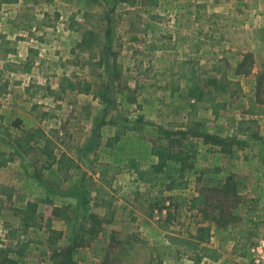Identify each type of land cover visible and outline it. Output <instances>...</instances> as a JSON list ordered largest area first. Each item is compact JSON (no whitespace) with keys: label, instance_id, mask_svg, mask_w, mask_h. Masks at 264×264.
Instances as JSON below:
<instances>
[{"label":"rangeland","instance_id":"obj_1","mask_svg":"<svg viewBox=\"0 0 264 264\" xmlns=\"http://www.w3.org/2000/svg\"><path fill=\"white\" fill-rule=\"evenodd\" d=\"M19 1L20 4L16 8L17 10H21L19 12V18L23 21L25 28L27 27L24 34L31 36L30 33H33L29 42L33 45L31 60H34L33 65L35 67V72L29 74L26 79L27 85L24 86H29L27 94L22 90L24 86H17L15 88V90L18 89L16 94L17 98L15 100L12 99V95L9 96V94V99H6L7 95L5 92H9L7 82H3L5 84L1 85L0 115L3 118L0 120V126L14 135H17L22 129H29L31 127H40L46 132L58 128L56 140L60 143L59 150H63L62 148L65 147L66 151L78 152L77 150L80 149V141H84L88 133L83 129V125H81V120L83 117L85 120V115H90L91 113L97 114L98 129H95L94 132L95 135H99L98 131H100L106 118H113V116L120 112L119 110H125V105L127 104L132 105L134 119L139 120L142 113L141 110H138L137 106H143L146 102V98H149L144 93H149L159 86L167 88L170 84L172 86L187 85L188 90L183 92L184 95L179 91H175L174 95H170L169 91L165 93L164 90L158 89L157 95L151 96L155 101L165 102L164 99H168L169 103H172L171 99H174L176 103L172 107L173 110H176V106H179L181 110L179 111L180 113L172 116L177 123H172L168 128L170 130H186L189 123H199V131L209 133L210 131L207 130L208 128L204 122L210 121L211 119L205 118L203 119L204 121L201 122L198 117L193 114V116L189 117L187 124L183 123V125H181L178 123L179 120H182L184 113L187 112L185 108L195 88L200 85H202L203 89L208 88L211 86L209 80L211 78H216L211 75L217 74V76H221L222 74L223 76V73L232 78V81L229 79H222L219 84L222 83L228 87L236 88V86L233 85V81H235L233 79L235 78L234 75L241 76L247 96L251 94V88L254 84V79L250 76L244 77L243 75L236 74V68L239 60L242 59V55L236 54L232 56V53L224 52V41H228V45L231 46L230 50L233 48L234 51L241 50L243 52H252L255 59L256 56H258L259 59H256L257 69L264 63V51H262V49L259 50V48L256 47L254 49L255 51L249 50L253 48V46H251L252 38L250 32L235 31L234 28L237 25H231L230 27L226 26V20L233 16V14H231L232 11H234L232 13H236L237 16H242L243 12L249 14L248 21L241 27L243 29H245V25L250 24L251 18L253 19V25H256L260 20H264V5L259 9V0H199V2L195 0L193 2L195 8L192 11L186 10L183 12L184 14H181L180 7H182V9L187 7L183 6L184 3L181 0H137L135 6H129L134 7L129 14L125 13L127 5L120 0ZM144 11L153 12V18L149 19L147 14H141ZM195 11L196 16L194 13ZM259 11H262V14ZM59 12H62L66 17L68 16L70 24H72L71 26L77 27L75 34L70 37L72 40H76L78 35L83 36L86 30L100 27L101 23L104 27L109 24L108 26L111 28V34L107 38L109 42L108 55L105 57L106 61L98 67L93 63L92 65L89 63V51L79 49L77 47L78 42L75 45V50L78 49L81 53H86L89 56L88 62L86 63L88 67L85 66L83 61L79 62L78 68L73 65L70 66V70L79 73H73V75H71V80L73 82H77V80L82 83H85V81L92 82V91L90 90L89 93L90 95L94 94L96 97L91 100V97L88 96L86 97L87 99H82L80 103H77L79 106H84L87 102H90L89 104L93 103V105L87 107V109L89 108L87 111H81L72 106V104L75 103L76 94L79 92H77L76 89L66 88L63 84L64 77H62L61 80H57V78H49L47 80V70L44 74L39 71L41 65H46L45 63H41L40 58H44L45 52L48 53L49 47L52 46L50 43L47 45L46 41L60 38L62 34L54 27L47 29L50 21L59 24ZM199 15L200 17L197 18ZM195 17L196 19H194ZM78 20H81L83 23L82 26L77 24ZM28 23L32 24L33 29ZM179 26L181 27L180 29ZM216 28H219V31H217ZM161 36L166 41H170V46L174 47L167 51V58H163V55L159 58L153 50L150 53L148 50L150 48L145 47L149 42H154L155 39ZM192 37L196 39V43H194L191 48L199 49V51L201 50V53L199 52L194 56L195 59L192 64L194 66L193 71L190 68L191 63L184 66H181V63H177V56L184 57L187 54V48H185L184 45ZM175 38H180V41H175ZM218 38L222 40L218 41ZM144 49L149 52H146ZM239 56L240 59L236 63L235 59ZM99 58L98 53V55L93 58V62L99 61ZM172 59L175 61H172ZM31 63L32 62L29 60L23 64L24 71L26 66H31ZM166 70H169L167 74L164 73ZM170 71H172L173 74L178 73L180 75L183 74H181V72H184L187 77L174 76L171 78ZM209 72L212 74H209ZM80 74L84 78H79L78 76ZM32 79L34 82L31 81ZM50 80L52 83H49ZM57 82H60L59 85L61 89L58 88ZM45 83L54 86V88L52 86L48 87ZM203 89L200 91L202 94ZM44 94L47 96H43ZM204 97L203 100L208 99V95ZM130 98H135L137 102L132 103ZM191 99L192 102H195L193 96ZM227 99L228 101H235L236 99L235 104L242 102L239 96L231 95L227 97ZM38 101H42V103ZM6 102H9V105L15 103L18 108L16 110L4 108L2 104ZM247 102V104H249V101ZM41 104L43 105L41 106ZM99 104L102 106L99 107ZM48 107L49 109H47ZM193 110H196V108H193ZM257 117V119L250 118V120L253 121L249 124L251 130L247 134L251 136V138H248L244 142V146L247 147L248 150L246 151V149H244L243 156L246 161L245 166L249 167L242 168L245 171L244 174L231 173L226 178L219 177L217 180L213 179L214 181L212 182H209L211 177L208 175L205 177L208 181L207 183L216 185L225 181L229 176H234L233 182L237 184L243 200H247L248 202H253L252 193L243 194L241 192H243L244 187L248 184L249 174H252L249 170L253 169L251 166H255L256 164L258 167H261L262 160H264L250 157L251 155L256 157L255 153L254 155L252 154V152H254V149H252L254 147L250 148L252 145L258 144L264 149V113L258 114ZM77 120L80 123H78ZM236 121L237 119H234V121H232L233 124H236ZM56 125L58 127H55ZM148 125L149 126L141 128V133L146 136L153 133L157 135V137L154 138L155 140L159 138L160 125H158V129L154 128L153 124ZM236 126L233 135H238L239 133L240 124ZM143 129L146 130L143 131ZM60 131H62V133ZM66 132L67 134L65 135ZM233 135L223 138H229V143L234 142L236 144L237 142L231 139ZM0 136H2L0 140V152L5 153L1 159L13 158V160L5 164V166H11L10 169L3 170L5 166L0 167V262L6 260L9 253L18 252V250L22 248V244H28L26 247V255H24L22 259H18L17 257V259H14L17 264H55L50 260L51 255L55 252H61L66 255L69 248H72L74 258L71 264H124L127 259L131 260L133 258H138L142 264H160V262L157 261L160 257H157V259L153 257L154 251H157V253L160 252L161 255H167L169 259L171 258L176 264H186L183 262V259L185 260L188 257L179 254V249L173 248L182 246L171 244L170 242L168 246L163 244L160 245L161 242L158 240L159 237L151 243V240L148 241L146 238L140 237L120 238L119 232L112 230L107 232L108 237L104 239L102 228L104 227V222L108 221L107 217H111V215L108 216L105 209L103 220L100 219L99 216H101L100 214L103 212L104 208L101 209L96 206L98 201H93L94 198L96 199L97 188H93L92 178L95 181L97 176L93 175L92 177V175L85 174L84 172L87 173V171L83 172L81 167L78 170L76 169V174L71 177V179L69 178L70 176H67V178H63L61 175L57 176L50 169H44L43 159L39 156L38 152L18 153L15 151V147L9 142L6 135L0 134ZM189 137V142L187 140L185 141L186 146L191 142V137L196 138L200 136L190 133ZM151 140L153 141L152 138ZM232 146L230 147L226 144L220 145L221 148H225L226 150H232ZM199 148H201V146L197 143L190 149L193 167L181 172L187 182L189 181L188 177L190 176V172L196 169V160L194 156ZM203 167L205 168H203L201 172L205 170L207 173H219L217 168H208V166ZM178 169L179 167H175L176 174ZM105 171L108 172L107 170ZM82 177V181L87 182V186L84 187V189L78 183ZM146 177L152 179V177ZM191 177L194 178L193 175ZM31 179H35L38 185ZM22 180L32 181V185H24L26 182L23 184ZM1 186L7 189L3 192L1 191ZM24 188L27 190L23 191ZM108 190L111 192L112 189L110 188ZM112 191L116 194V191ZM8 195H11V198H8ZM133 195L135 198L144 201L148 208L152 209L153 206H155L153 211L156 215L159 216L162 212L164 195L161 189H156L153 192L144 189L137 190L133 192ZM26 202L36 205V209L32 210L30 213L35 218V224L28 229L22 227L26 212ZM91 202L96 205L92 207L90 205ZM55 209H58V211ZM194 212L203 222V214L196 210ZM167 213V218L170 215V220L173 211L169 210ZM238 213H240V211H238ZM91 214H97L98 217L94 220ZM262 215L264 216V212H262ZM49 217L52 219L51 227L60 232L58 240L59 248L56 251L50 248V241L53 234L47 230ZM243 217H246V214H244ZM89 218L92 221H89ZM7 222L8 225H6ZM19 223L21 224V228L18 226V232H20L22 236L13 239L10 235L12 241L7 240V229L9 231V228L17 226ZM108 223L109 222H107V224ZM172 225L176 226L175 223ZM133 226L135 227V224ZM85 227L94 229L95 237L90 240H84L83 244L77 247L76 244L82 242L80 235L81 230ZM261 229L262 235L260 236L256 234L258 230L257 227L251 230V234L246 235L245 238L242 239L244 242L246 240V243H241L239 249L242 250L243 247H249L250 253V248L256 245L259 239L264 238V226H261ZM18 232H16L17 235H19ZM172 232H167V239L168 234L174 235ZM134 233L136 234V232ZM253 235L256 237L254 240L252 239L254 237ZM189 236L193 235L189 234L188 236L180 237L185 238ZM103 240L105 241L104 248H108V255L106 260L99 261L96 256L93 257L92 253L90 255L89 251H91V245H94V247H102L103 245L99 244V241ZM79 251L87 253V260ZM186 251L196 253L194 250ZM139 253H141L140 256ZM196 254L193 256L194 259L191 258L193 261L192 264H201V262H197L196 259L200 254ZM249 257L251 260V253ZM251 261L254 263L253 259Z\"/></svg>","mask_w":264,"mask_h":264},{"label":"crops","instance_id":"obj_2","mask_svg":"<svg viewBox=\"0 0 264 264\" xmlns=\"http://www.w3.org/2000/svg\"><path fill=\"white\" fill-rule=\"evenodd\" d=\"M185 7V9L181 8V14H184L186 10H193L194 4L193 2L195 0H181ZM192 1V2H191ZM199 2V0H198ZM20 4V1L17 3H6L3 4L0 7V87L1 85H4L7 82V88L8 93H6V99L8 100V94L9 96L12 95V99H16L18 89L15 90L17 86H24L26 84V79L32 72L34 73V65L32 58L33 53V45L30 44L29 40L32 38L33 33H30L31 36H27L24 34L25 26L22 20L19 18V12L21 10H17L16 7ZM261 4V5H260ZM262 5H264V0H259V9H261ZM198 6V5H197ZM197 8V7H196ZM134 7L127 6L125 8V13H131L130 11L133 10ZM262 14V11H259ZM196 16V11L194 12ZM141 14H147L149 19L153 18V12H146L144 11ZM29 15V14H28ZM27 15V16H28ZM60 21L59 24L52 23V21L49 22V26L47 29H51V27H54L55 29H58L62 34L60 38L53 39V40H47V45L49 43L52 45L49 47L48 53L45 52L44 58H40L41 63H45L46 65H41V68H39V71H41L42 74L44 72H47V80L49 78H57V80H61L62 77L69 78L71 80V75L73 73L79 74L77 71L70 70V66H76L78 68L79 62L83 61L85 66L88 67L86 64L88 62V54L81 53L78 49L75 50V45L77 42L79 43L81 41L82 35L76 38V40L70 39L75 32L77 27L71 26L70 20L68 16L66 17L62 12H59L58 14ZM196 19V17L194 18ZM251 18L250 24L245 25L244 31L247 33H251V46L253 48H250V51H255L254 49L257 47L259 50L262 49L264 51V20H260L256 25H253ZM79 25H83L81 20H78ZM28 25L32 28V24L28 23ZM26 25V26H28ZM181 27L179 26V29ZM33 29V28H32ZM249 29V30H248ZM26 37V38H25ZM177 42L180 41V38H175ZM221 38H218V41H221ZM194 43H196V39L192 37L190 40L186 42L184 45L186 50V55L183 57L177 56V63H181V66L188 65L191 63V70H194L193 60L195 59L194 56L201 53V50L199 49H193ZM223 43V42H222ZM228 41H224L225 49L223 50L226 53H236L238 50H233L228 45ZM29 45V46H26ZM32 46V48H31ZM30 47V48H29ZM151 53L153 50L159 58L163 55V58H167L166 53L170 48H174L173 46H170V41H166L163 39V37H158L155 39L154 42H149L148 45H145ZM75 52H74V51ZM146 52H149L148 50L144 49ZM80 52V53H78ZM238 54V53H237ZM212 56V55H211ZM227 56V55H226ZM240 59V56L235 59V62L237 63ZM256 59H259L258 56H256ZM31 61V70L30 71H24V63L27 61ZM36 61V60H35ZM172 61H175L172 59ZM213 61V60H212ZM240 61V60H239ZM258 61V60H257ZM74 68V69H76ZM173 69V68H172ZM171 69V70H172ZM169 70L164 71L165 74L168 73ZM214 72V71H213ZM183 73V74H182ZM211 72H209L210 74ZM182 75L176 74L172 71H170V77L173 78L174 76L177 77H187V75L184 72H181ZM212 74V73H211ZM78 76V75H77ZM212 77H216L218 80V87H215V85H211L208 88H202L203 94L211 95V98L213 102H208L209 99L203 100L200 103L196 104L194 106V102H192V96H190V99L187 102L185 110L187 112L184 113L182 120H179L178 123L181 125L187 124L188 119L190 116H193L195 114L198 119L203 122L205 118L211 119L210 121L204 122L206 123L207 130L210 131L211 134H217L221 137H226L229 135H233V132L236 130V125L240 124L243 120L248 119H257L258 115L251 116L247 113L248 106V97L246 94V90L242 83L241 76H235L233 78L235 81H239L242 85V89L238 92L234 91V88L230 89H223L221 86L222 83L219 84V82L223 79H229L232 81V78H230L228 75L223 73V76L221 74L217 76V74L211 75ZM79 78H84L81 74L78 76ZM89 79V78H88ZM34 82V80H31ZM49 83H52L50 80ZM48 87H51L47 83H45ZM60 82H57L58 88H60ZM43 85V84H41ZM54 88V86H52ZM56 87V86H55ZM198 87V86H197ZM13 88V89H12ZM191 88V87H190ZM189 88V89H190ZM12 91H11V90ZM61 89V88H60ZM92 89V88H91ZM164 90V92L168 93L170 95H174L175 91H179L184 95V91L188 90L187 85H177L172 86L171 84L165 88L163 86H159L157 88H154L149 93H144L149 98H146V102L143 106L139 105L137 106L138 110H141V116L139 117V120L134 119V112L132 105L127 104L125 105V110H119L120 112L113 116V118H106L104 121V124L102 125L99 135H95L94 130L98 129V123L96 119V115L94 113H91L90 115H85V120L82 118L81 125H83V129H85L87 133V137L84 139V141H80V149L77 150L78 152H71L66 151L65 147H63V150H59L61 153H65L69 156H71L81 167L82 171L85 174L89 175H95L97 176L93 181V188H102L105 187L107 189H112L116 191V194L111 190V193H114L115 196V202L113 204V215L111 217H107L109 222H104L103 230V238L106 239L108 237L107 232L115 230L118 231L120 234V238L128 237V238H146L150 242H154L156 238L161 242L160 245H166L168 246L169 241L167 239V232L174 233L176 236H188L196 235L198 232L199 227L202 224H205L202 222V219L194 212L189 211V203L190 199L198 194V190L203 186H209L213 185L210 183H207V179L205 178L207 175L210 178L209 182L214 181L213 179L217 178H226L231 173H243L244 170L242 168H249L246 165V161L244 160V149L246 151L248 150L247 147L244 146V142L251 138L248 134H239L236 137V144L233 143L234 146H232V150H225L220 147V145L212 144V143H206L202 138L200 137H191V142L188 146H186L187 150H190L196 145L197 143L201 146V148L197 149V152L195 153V160H196V169L192 172H190L189 181L187 182V187L182 189H167V186L170 183V176L175 174V167L178 168V165L175 163H170L164 172L159 174H153L148 175L149 177H152V179H144L139 176V173L142 170H147L148 166L152 163L158 162V157L152 155L151 148L153 146L154 138L157 137L156 134H148V136L141 133V128L145 126H149L148 124H153L154 128L158 129V125L160 127L168 128L169 125L172 123H177L175 119L172 118L174 114L180 113L181 111L179 109V106H176V110H173L172 107L175 105V100L171 99L172 103H169L168 99H164L163 101L153 100V97L157 95V90ZM23 92L27 94L29 91V86H24L22 88ZM67 90V89H66ZM92 91V90H91ZM193 91V90H192ZM205 91V92H204ZM33 95V93H32ZM31 95V96H32ZM167 95V94H166ZM239 96L240 100L242 102H239L238 104H235V101H228L227 97L229 96ZM47 96V95H43ZM90 96L91 100H93L96 96L94 94L90 93H78L75 97V103L72 104L73 107L77 108L78 110H85L87 111V107L90 105H93V103L89 104L90 102H87L84 104V106H79L77 103H80V100L87 99L86 97ZM203 96V99L205 98ZM222 97V98H220ZM52 98V97H50ZM1 99V96H0ZM135 101H132V103H136ZM39 103H42V101H38ZM73 102V101H71ZM99 103V102H98ZM178 103V102H177ZM1 104V102H0ZM9 102H6L5 104H2V106L6 109L12 108L17 109L18 106H16L15 103H12L9 105ZM43 104H41L42 106ZM7 106V107H6ZM102 105L99 104V107ZM196 108V110H193ZM49 109V107L47 108ZM143 115V116H142ZM202 118V120H201ZM234 119H237L236 124H233L232 121ZM213 120V121H212ZM138 121V122H137ZM185 121V122H184ZM78 122V120H77ZM80 123V122H78ZM179 124V125H180ZM55 127H58L57 125ZM56 131H58V128H54ZM53 129V130H54ZM146 129H143L145 131ZM62 133V131H60ZM67 132L65 133V135ZM2 136H0L1 140ZM153 139V141L151 140ZM232 138V137H231ZM242 143V144H239ZM239 144V145H237ZM60 146V143H59ZM244 146V147H240ZM254 147V148H252ZM258 147V148H257ZM242 148V149H238ZM250 148L254 149V153L256 154V157H252L253 159L261 158L264 159V149L259 146L258 144L252 145ZM251 150V149H249ZM247 154V152H246ZM256 161V160H254ZM264 160H262V166L258 167L256 164L255 166H251L253 169L249 170L252 174H249L248 178V184L246 187H244L243 194L246 193H252L253 202H248L247 204L249 206L254 207V220L258 222L257 225V235L261 234V226H264V216L262 215V212H264V167H263ZM260 164V163H259ZM173 166V167H170ZM208 166V168H217L219 171L218 174H212L207 173V171L204 170V172H201V170ZM257 167V168H256ZM3 170H8L11 168V166H5L3 167ZM109 169V170H108ZM51 171L54 172L57 176L61 175L59 171L56 169V167L50 168ZM78 170V169H77ZM107 170L108 172H106ZM76 169L72 170L69 174V178L73 177ZM84 174V175H85ZM194 176L192 178L191 176ZM223 175V176H221ZM254 175V176H253ZM106 178L108 182H105ZM83 177L81 178L79 185L84 189V187L87 186L86 181H82ZM194 179V180H193ZM33 180L36 185H38V182L35 179ZM215 180V181H216ZM13 181V180H12ZM24 182H28L27 184ZM22 183L24 185H32V181H24L22 180ZM77 183V182H76ZM75 183V184H76ZM22 185L21 183H19ZM95 186V187H94ZM26 188V187H25ZM23 191H26L25 189ZM148 190L153 192L156 189H161L163 191L164 200L162 202L163 209L160 215H156L153 211L155 206L153 208H148L147 204L144 203L141 199L135 198L133 195L134 191L137 190ZM95 195V194H94ZM94 202H97V199H93ZM28 203V202H26ZM97 204V203H96ZM95 204V205H96ZM90 205L93 207L95 206L92 202ZM103 209V207L100 206V201L98 200V205H96ZM151 209V210H150ZM105 208L103 209V212H101L100 219L103 220V214ZM173 211V215L171 216V219L169 220L167 218L168 211ZM98 213V212H96ZM151 213V215H150ZM171 214V213H170ZM150 215V216H149ZM153 215V217H152ZM174 216V217H173ZM190 217V218H188ZM192 217V218H191ZM89 221H92L89 218ZM173 223L176 224V226L172 225ZM135 224V227L133 226ZM8 225V222L6 223ZM108 225V226H107ZM21 224L17 226H12L9 228V231L7 229L6 237L7 240H10V235L13 232H18ZM23 227V225H22ZM108 227V228H107ZM171 230V231H170ZM136 232V234L134 233ZM19 233V236H22ZM255 234V236H256ZM126 235V236H125ZM254 236V235H253ZM253 237L252 239H256V237ZM19 238V237H18ZM251 239V240H252ZM241 243H246V240H241L239 236L230 234L227 231H220L215 226L212 227V235L211 238L205 242L209 247L214 248L218 253V259L212 260L207 257H203L200 262L201 264H254L252 263V259L250 260V253H249V247H243L242 250L239 249V246ZM99 244H102V249L98 248L97 252V260L104 261L106 260V257L108 255V248L105 247V241H101ZM28 245V244H27ZM99 247V246H98ZM180 250L181 255H185L188 258L185 260L183 259V262L186 264H192V259H194V255L196 253H193L192 251H184V247H173ZM199 254H201V251H197ZM81 255H84V258L87 260V253L84 251L81 252ZM91 255V251H89ZM24 255H26V250L24 251ZM141 253H139V256ZM9 259H22L24 256H21L17 251L14 253H9L7 256ZM17 257V258H16ZM154 259H157V257H160L157 261L160 262V264H176L171 258L167 255H161L160 252L157 253V251H154L153 253ZM192 258V259H191ZM6 264H8L6 262ZM124 264H142V262L138 258L133 259H127ZM146 264V263H145ZM149 264V263H148ZM152 264V263H151Z\"/></svg>","mask_w":264,"mask_h":264},{"label":"trees","instance_id":"obj_3","mask_svg":"<svg viewBox=\"0 0 264 264\" xmlns=\"http://www.w3.org/2000/svg\"><path fill=\"white\" fill-rule=\"evenodd\" d=\"M19 0H0V7L6 3H17ZM127 6H135L137 0H120ZM234 12V11H232ZM233 16L226 20V26H235L234 30L239 32H244L241 28L247 21L249 14L243 12L242 16H237L236 13H232ZM197 16V18H199ZM217 23V22H214ZM109 24L104 25L101 23L100 27L86 30L82 36L81 41L78 43V48L81 50L89 51L90 53V64L95 66H100L105 62V57L108 55L109 42L107 41L108 36L111 34V28ZM219 31V28H216ZM99 53V61L93 62V58ZM241 54L242 59L239 61L236 74L243 75L244 77H251L254 79V84L251 88V94L249 95L248 101L249 106L247 113L251 116L263 114L264 113V63L261 64L260 68L256 67V59L252 52H243L238 50L236 53H232V56L236 54ZM31 66H26L25 71H30ZM63 84L66 88L76 89L79 93H89L91 90L92 82H73L69 78H63ZM209 84L218 87V80L216 78H211ZM233 85L236 86L233 90L238 92L242 89L241 83L239 81H233ZM223 89H230L227 85L221 86ZM202 85L195 88L192 96L195 98L194 106L201 101H203L204 94L200 93ZM135 99V98H134ZM131 99V101H135ZM208 99L212 103L213 100L211 95L208 94ZM193 106V108H194ZM3 117L0 115V120ZM253 120H243L240 122L239 133L247 134L251 130L250 122ZM199 123L192 124L189 123L186 130H170L159 127L160 136L155 141H153V146L151 148L152 155L158 157V162L152 163L148 166L147 170H142L139 176L148 179L146 176L159 174L164 172L166 167L170 163H175L178 165L179 169L177 174L170 176V183L167 189H182L187 187V180L182 176L181 172L193 167L191 150L186 149L185 141L189 142V135L195 134L204 139L206 143H212L217 145H233L232 142L229 143V138H223L217 134H211L199 131ZM0 134L6 135L9 142L15 147L16 152H38L39 156L43 159L44 169H50L56 167L63 178H67L70 172L74 169H79L80 165L69 155L59 152V143L56 140L57 131L50 130L46 132L40 127H31L29 129H22L17 135L7 131L4 127L0 126ZM237 134L232 136V140L236 141ZM225 149V148H223ZM226 150V149H225ZM5 153L0 152V167L5 166V164L13 158L1 159ZM109 170V169H108ZM234 176H229L225 181L220 182L212 186H203L198 190V194L194 195L190 199L189 210L198 211L203 214V223L196 235L189 237H180L172 234H168V239L171 244H176L178 246L184 247L186 250L201 251L198 256L197 262L203 257H207L212 260L218 259V253L214 248L209 247L205 242H207L212 235V227L215 226L220 231H227L231 234L238 235L240 239H244L246 235L251 234V230L256 229L258 222L254 220V207L247 204V200H243L242 195L238 190V186L233 182ZM106 182L109 181L104 178ZM3 189V190H2ZM7 189L1 186V191ZM11 198V195H8ZM96 199L100 201V206L106 209L108 216L113 215L112 207L115 202V196L105 187L98 188L96 190ZM98 205V202H97ZM36 209L34 203L28 202L26 205V212L23 218V228L28 229L33 227L35 224L34 216H32L31 211ZM58 211V209H55ZM240 211V213H238ZM246 214V217L243 215ZM91 217L95 220L98 216L97 214H91ZM170 215L168 216V219ZM52 219L49 217L47 222V230L53 235L51 238L50 248L53 251L58 250V240L60 232L54 230L51 227ZM11 237L18 238L16 232L11 233ZM81 240L82 242L77 243L76 246H81L84 240L93 239L94 229L83 228L81 230ZM20 242V241H19ZM101 241H99L100 243ZM96 243V242H94ZM93 244V243H92ZM18 250L21 256H24V251L26 250L27 244H22ZM110 247V246H109ZM98 248L102 249L101 246L97 247L94 245L90 247L93 257L97 255ZM197 255V254H196ZM66 256V257H65ZM73 252L72 248L67 250V254L64 255L61 252H55L51 255L50 260L55 264H71L73 262ZM17 264L13 258H6L0 262V264Z\"/></svg>","mask_w":264,"mask_h":264},{"label":"built area","instance_id":"obj_4","mask_svg":"<svg viewBox=\"0 0 264 264\" xmlns=\"http://www.w3.org/2000/svg\"><path fill=\"white\" fill-rule=\"evenodd\" d=\"M250 253L255 264H264V238L250 248Z\"/></svg>","mask_w":264,"mask_h":264}]
</instances>
